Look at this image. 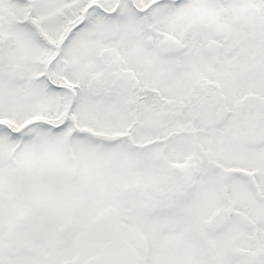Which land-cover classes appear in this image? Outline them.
Masks as SVG:
<instances>
[{
    "label": "snow or ice",
    "instance_id": "1",
    "mask_svg": "<svg viewBox=\"0 0 264 264\" xmlns=\"http://www.w3.org/2000/svg\"><path fill=\"white\" fill-rule=\"evenodd\" d=\"M0 264H264V0H0Z\"/></svg>",
    "mask_w": 264,
    "mask_h": 264
}]
</instances>
